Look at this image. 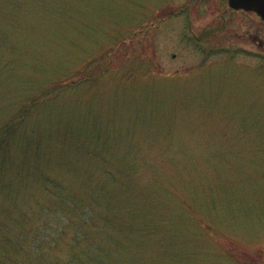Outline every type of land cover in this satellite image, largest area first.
<instances>
[{"label": "rangeland", "instance_id": "374dc122", "mask_svg": "<svg viewBox=\"0 0 264 264\" xmlns=\"http://www.w3.org/2000/svg\"><path fill=\"white\" fill-rule=\"evenodd\" d=\"M228 1L0 0V125L48 85L8 149L52 180L0 155V233L26 214L50 242L54 187L85 198L112 171L104 264H264V21Z\"/></svg>", "mask_w": 264, "mask_h": 264}, {"label": "trees", "instance_id": "16d2710c", "mask_svg": "<svg viewBox=\"0 0 264 264\" xmlns=\"http://www.w3.org/2000/svg\"><path fill=\"white\" fill-rule=\"evenodd\" d=\"M47 87L48 85L38 91L39 94H36V96L38 95L39 99L44 100V98L51 96L46 94L48 92ZM36 90H30L25 99L35 103L37 98H34L36 96L33 93ZM27 100L18 108H14L6 121L0 125V155L4 163L3 167L6 165L8 167L11 164L13 169L20 172L19 175L23 179L26 177L27 170L32 172V175L36 176V180L43 185H40L39 190L46 192L48 190L46 183L52 182V180L48 177L46 180L39 177L43 176L40 166L43 158L39 157V154H29L21 162L19 157L9 154L10 150L8 148L11 142L15 140L13 138L16 137L24 122L30 117L32 106L27 103ZM67 143H69L68 140ZM73 143L75 144V141ZM97 157V154H88L83 157V160L91 163ZM91 176L82 177L84 184L89 185L84 194L85 198L79 196L75 190H59L58 187H54L55 191L51 194L58 195L60 199H65L70 204V210L64 213L68 223L63 226L62 230L53 224L54 222H50V232H46L50 237L52 236L50 242L38 241L37 244H32L30 231L27 228L28 223L25 224L26 214L21 215V218L24 219L20 221L19 226L14 224L15 226L9 227L8 230L3 229L0 233V264H104L97 256L94 235L99 234L100 229L102 232H106V230L116 225V229H119L120 223L123 222L124 219L122 221L120 219L121 214L115 213L112 208L113 204L116 205L114 200L117 199L114 194L117 190L112 189L110 185L113 182L122 185L121 183L124 182L120 181L118 183L117 175L112 171L103 172L105 182H101V184L95 182ZM128 179L131 180V176ZM99 184L101 186H98ZM127 191L131 193L130 189ZM67 202L63 201L62 204H67ZM136 204L137 201L132 200L131 205L136 206ZM96 208L99 209L96 210ZM7 214L9 213L4 212V216ZM133 215L135 214L133 213ZM76 218H80L78 221L83 222L76 224ZM83 218L84 220H82ZM72 228H76V233L72 241L66 242L63 237H65L66 231ZM132 229H134L133 226Z\"/></svg>", "mask_w": 264, "mask_h": 264}, {"label": "water", "instance_id": "95a60500", "mask_svg": "<svg viewBox=\"0 0 264 264\" xmlns=\"http://www.w3.org/2000/svg\"><path fill=\"white\" fill-rule=\"evenodd\" d=\"M228 2L232 9L255 12L264 21V0H229Z\"/></svg>", "mask_w": 264, "mask_h": 264}]
</instances>
